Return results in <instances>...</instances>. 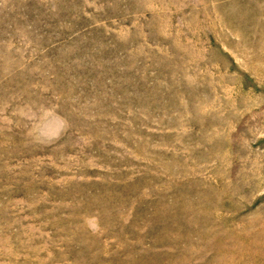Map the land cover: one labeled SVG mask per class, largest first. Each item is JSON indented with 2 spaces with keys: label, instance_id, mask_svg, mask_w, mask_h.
Returning <instances> with one entry per match:
<instances>
[{
  "label": "rangeland",
  "instance_id": "1",
  "mask_svg": "<svg viewBox=\"0 0 264 264\" xmlns=\"http://www.w3.org/2000/svg\"><path fill=\"white\" fill-rule=\"evenodd\" d=\"M0 264H264V0H0Z\"/></svg>",
  "mask_w": 264,
  "mask_h": 264
}]
</instances>
